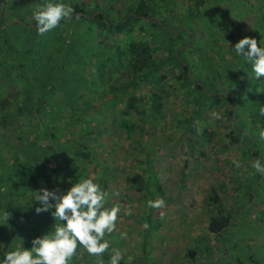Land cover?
I'll list each match as a JSON object with an SVG mask.
<instances>
[{
	"label": "trees",
	"instance_id": "obj_1",
	"mask_svg": "<svg viewBox=\"0 0 264 264\" xmlns=\"http://www.w3.org/2000/svg\"><path fill=\"white\" fill-rule=\"evenodd\" d=\"M7 2L8 0H0V18L4 17L6 23L0 33V208H7L12 213V218L8 225L0 227V244H3L0 247V258H3L2 254L18 246V238L28 248L34 237L56 223L48 213L35 214V191L41 188L67 190L71 183L87 178L84 167H99L96 156L98 144L95 142L99 132H94L91 128L95 119L85 121L82 117L93 106L88 94L77 92L80 88L96 92L100 88V82L107 87L106 97H109L103 106L113 119L120 115L117 124L115 123L116 129L124 131L131 146L142 151L145 170L155 168L152 163L159 146L152 144L151 136L156 132L158 121L165 118L163 95H171L170 90L163 91V87L175 84L187 91L188 100L185 103L190 115L184 119L186 127L178 134V142L182 141L191 150L210 142L207 129L203 128L198 133V128L210 118V111L222 109V116L211 121V125L217 130H229L227 145L231 149L235 148L241 157V163L248 169L240 179L233 177V184L237 188L229 210L216 189H211L208 196L212 215L209 214L206 235L214 237L216 249L225 256H213L211 248L195 239L197 245L186 252L182 264H226L233 251L223 245V237L229 229L236 228L239 220L249 222L247 213L254 211L257 212V217L250 221L264 223V207L259 209L257 206L260 201H264V175L255 174V169L251 166L256 159L264 162V148L257 136L259 124L251 120L249 114L238 113L255 103L248 104V99L244 100V94L235 97L233 94L223 93L213 82L218 74L215 73L209 79L204 74L208 71L205 67L202 69V76L195 74L193 70L191 56L198 52L196 49L200 44L196 41L195 26H184H188L195 16L200 17L206 0H188L190 10L184 15L186 24L180 27L167 25L169 21H163L159 15L152 16L147 10L149 4L144 0L136 8L125 10L120 18L103 7L86 9L82 4L69 0L68 5L74 9L72 18L62 21L60 25L67 24L70 37H78V49L75 47L72 53L70 51L73 47L70 44L73 42H67L66 38L60 41L52 37L53 48L49 50L45 45V38L51 31L40 35L35 21L31 23L20 16L17 20L9 18L6 15L10 12L7 10ZM144 21L152 25V31L148 32L147 39L137 40L134 34L136 30L140 34L149 30L145 28L148 26ZM95 28L100 31V38L103 37L99 43L96 41L99 36ZM108 40L111 48L107 47ZM10 50L16 55L13 59H8ZM59 52L60 57L56 54ZM52 57L56 59L52 60ZM57 59L64 62L58 74L65 78L60 79L55 71V77L51 76L53 82L48 84L52 81L48 80L49 69L52 70L49 65L55 68ZM205 60L209 61L208 58ZM88 64L89 67H86ZM75 65L84 70L83 73L74 72L72 68ZM247 67L240 70L237 79L245 77ZM90 76L95 81H91ZM247 81L244 78L241 88ZM143 83L150 87L145 94L137 95V89ZM60 85H66L70 89L64 91L65 88L62 89ZM58 89L66 94H56L54 91ZM84 97L86 98L83 100ZM82 101L83 104L80 105ZM54 109L59 111L61 118L64 117L72 128L65 132L66 136L60 134L61 126L53 114ZM66 116H69V120ZM146 136L149 137L145 139ZM108 168L103 166L102 177L106 176L110 170ZM146 181L138 184L142 192L151 196L150 188L156 189L163 198L165 193L161 184L158 181L154 184ZM163 208H149L150 213L143 217L148 227L140 246L141 255L131 263L122 260L121 264H157L158 260L152 261L153 257L149 255L147 238L150 232L161 227L162 219H154L152 213L158 215ZM199 242L201 246L198 245ZM231 249H235V246ZM81 250L82 248L78 249V254ZM210 256H213L212 260ZM252 261L255 262V258L249 260ZM71 264L87 262L85 258L75 256ZM170 264L177 262L172 260Z\"/></svg>",
	"mask_w": 264,
	"mask_h": 264
},
{
	"label": "rangeland",
	"instance_id": "obj_2",
	"mask_svg": "<svg viewBox=\"0 0 264 264\" xmlns=\"http://www.w3.org/2000/svg\"><path fill=\"white\" fill-rule=\"evenodd\" d=\"M41 1L46 2V0H8L7 10L10 12L6 15L14 20H17L20 16L33 23L32 13L37 5L43 4H40ZM73 1L82 4L86 9L103 7L120 18L124 15L125 10L136 8L142 0ZM144 1L149 4L147 10L151 15H159L163 21L168 20L167 25L180 27L186 24L184 15L190 10L188 0ZM63 2L68 4L69 0H63ZM205 4L201 9L200 17L195 16L188 26H184L187 28H190L191 24L195 26L196 41L200 44L197 45L199 47L196 49L198 52L191 56L193 70L195 74L202 76L201 72L205 67V70L208 71L204 74L209 79H212L210 77H214L215 73L218 74L213 82L223 93L233 94L235 97L244 94L247 97L244 100L248 99L246 100L247 103H255L252 107L247 106L238 113L239 115L249 114V118L259 124L260 131L257 136L264 148V140L260 138V134L264 132V115H260V110L264 108V77L254 79L250 66L243 58L238 57L234 51L235 43L245 36L254 37L264 45V0H206ZM11 7H14V9ZM4 20V17L0 18V33L6 27ZM144 22L148 28L145 27V24L143 26L149 30L145 34H140L136 30L134 34L137 40L147 39L148 32L152 31L150 28L152 25L146 21ZM3 25L4 27H2ZM79 29L82 28L79 27ZM95 31L98 32L97 36L99 38L96 41L99 43L103 37L100 38L102 35H100L97 28H95ZM70 35L67 24L58 25L46 36L45 45L50 50L53 48L51 46L52 37L60 41L66 38L67 42H73L70 44L73 47V50L70 51L72 53L75 47L78 49L79 42L76 35H73V40ZM106 44L107 47H110L111 43L108 40ZM37 45L40 44L37 43ZM60 53L56 54L60 57ZM15 57L16 55L11 51L8 59ZM205 58H208L209 61L207 62ZM51 59L56 58L52 57ZM51 59L50 61H52ZM55 61H58L55 68L52 67L53 65H49L52 70L49 69L48 80L52 81L48 84L53 82L51 76L55 77L54 75L61 71L64 63L60 59ZM86 67H89V64ZM245 67H247L245 77L242 76L240 80L237 79L240 70ZM72 70L76 73H83L84 71L77 65ZM58 76L60 79L65 78L60 74ZM89 78L91 81H95L91 76ZM244 78L248 81L241 88ZM60 86H62V89L65 88L64 91L70 89L66 85ZM98 86L100 88L98 90L95 88L96 92L93 89L80 88L77 94H88L93 108L87 110V114H83L82 117L85 121L94 118L95 122L91 125L92 131L99 132L95 141L98 144L96 156L99 167H84L83 170L87 175L86 179L93 178L96 182H100L102 188L108 192L107 207L121 204L117 229L110 236L112 248L103 257V259L105 256L107 257V259H104L105 264H107L113 249H120L124 252L123 261L125 263H131L141 255L140 246L143 235L147 232V228L143 227L146 224V219L143 217L150 213L146 202L152 200V198H154L153 200L161 198L159 191L156 189L150 188L151 196L140 189L138 184L146 181L148 176V180L152 184L158 181L165 193L163 194L165 207L158 215L152 213L154 219H162L160 222L161 227L159 230L150 232L147 238L148 252L153 257L151 258L152 261L158 260L157 264H170L174 260L177 264H182L186 252L197 245L198 242L196 243L195 239L201 240L204 246L211 248L213 256H225L224 253L216 249L217 242L214 237H207L206 235L209 214L212 215L208 196L211 189H216L221 201L229 210L237 188L236 184H233V177L235 176L237 180L240 179L245 170L248 169L241 163V157L237 154L235 148L231 149L227 145L226 136L229 134V130H217L214 125H211V121L214 122L217 118L210 111V118L203 122V126L198 128V133L203 131V128H206L207 132L210 133L211 140L209 143H204L191 150L182 141L178 142V134L186 127L184 119L190 115L188 106L185 103V100H188V97H186L187 91L175 84L171 87L165 86L162 90H170L171 92L169 96L163 95L165 118L158 121L153 136L147 134L152 137V144L159 146L152 163L155 168L145 170L146 167L142 164L145 159L142 151L131 146V141L127 139L124 131H117L116 129V122L120 119V115L118 114L113 119L110 117L109 111L103 106L104 102L109 100V97H106L107 87L102 86L100 82H98ZM149 87L148 84H141L136 94L140 96L143 93L145 94ZM54 92L56 94H66V92L62 93L59 89ZM82 104L83 101L80 105ZM58 112L54 109L53 114L59 120L60 134L65 135V132H68L69 129L72 130V128L70 124L66 123L64 117L61 118ZM216 113L221 117L222 109L217 110ZM66 118L69 120V116H66ZM68 134L67 137L70 135ZM149 136H146L145 139ZM234 159L240 161L241 167L239 169L235 168L233 164H229ZM103 166L110 168L104 177H102ZM257 206L259 209H263L264 201H260ZM255 208L257 209V207ZM128 209H131V215L126 214ZM161 213H164L163 218H161ZM256 213V211L247 213L249 222L244 223L239 220L238 226L229 229L223 237L225 248L233 250L232 255L227 258L226 264H264V223L258 221L252 223L250 221L251 218L257 217V215L255 216ZM121 233H126L127 238L121 239ZM201 243L199 242L198 245L201 246ZM233 246H235V249H231ZM77 256L78 258L79 256L85 258L87 264H97L96 258L89 256L83 249ZM213 256H210L211 260ZM251 258H255L256 261L249 262Z\"/></svg>",
	"mask_w": 264,
	"mask_h": 264
},
{
	"label": "clouds",
	"instance_id": "obj_3",
	"mask_svg": "<svg viewBox=\"0 0 264 264\" xmlns=\"http://www.w3.org/2000/svg\"><path fill=\"white\" fill-rule=\"evenodd\" d=\"M73 12V7L63 0H46L42 5L36 6L32 18L38 34L43 35L55 29L62 21L71 19ZM234 51L250 66L254 79L264 77V45L260 40L258 42L254 37L245 36L235 43ZM212 115L220 118L216 112ZM260 115H264V108L260 110ZM260 138L264 140V132L260 134ZM232 164L237 169L241 167L239 160L234 159ZM251 166L255 169V174L264 175V162L260 159L254 160ZM108 195L93 178L71 183L64 191L47 188L35 191V214L48 213L56 223L34 237L28 248L18 238V246L2 254L0 264H71L81 248L89 256L95 257L97 264H105L103 257L112 248L110 236L117 229L121 213V204L106 206ZM146 205L148 208L161 209L165 206V201L163 198L148 200ZM6 209L0 208V227L8 225L12 218V213ZM126 214L131 215V209ZM163 216L164 213H161V218ZM143 227L147 228L148 225ZM120 235L121 239L127 238L126 233ZM122 260L124 252L113 249L107 264H121Z\"/></svg>",
	"mask_w": 264,
	"mask_h": 264
}]
</instances>
